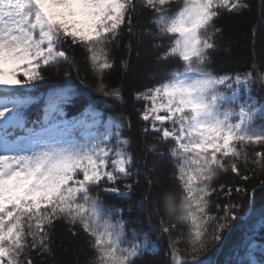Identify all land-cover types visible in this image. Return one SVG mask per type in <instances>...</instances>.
<instances>
[{
  "label": "snow or ice",
  "instance_id": "snow-or-ice-1",
  "mask_svg": "<svg viewBox=\"0 0 264 264\" xmlns=\"http://www.w3.org/2000/svg\"><path fill=\"white\" fill-rule=\"evenodd\" d=\"M175 2L144 0V6L156 13L153 19L159 35L176 37L161 59L177 56L182 64L169 79L138 98L144 96L151 103L142 119L151 120L152 130L165 141H174L170 154L179 161L176 178L182 194L164 192L163 207L177 221L194 226L189 234L192 258H181L173 247L172 264H208L207 257L198 260L195 253L206 247L207 225L217 220L209 214V198L217 191L212 182L220 172L231 170L239 175L242 152L237 143L264 144V127L255 126L257 114H264V104L257 107L258 101L249 98L239 104L238 111L228 107L238 102L239 88L249 85L252 73L217 74L207 67L210 53L217 48L215 39L222 35L215 26L221 11L238 12L247 5L240 0H182L179 10H173ZM135 10V0H0V264H32L27 250H49L46 228L57 219L79 224L92 237L96 252L92 264H135L143 252L158 248L148 233L138 229H132L128 240L126 226L133 221L113 222L112 210L105 207L99 193L92 194L93 188H99L130 199L134 185L139 184L136 180L123 188L116 186L122 179L140 176L139 169L130 171L134 156L126 150L130 141L122 136L121 122L114 118L104 123L93 110L64 118L61 105L70 94L82 91L67 70L68 87L49 95L43 120L32 121L28 127L24 115L31 101L26 89L43 78L42 65L71 60L60 50L69 41L88 52L91 68L100 77L97 91L122 101L120 89L106 90L103 73L113 67L108 45L118 40L121 26L127 25L132 32ZM259 79L264 81V73ZM166 123L171 126L164 127ZM255 155L254 163L264 164V152ZM243 162H248L246 155ZM193 165L195 172H190ZM144 180L149 191L138 206L144 208L147 201L151 226L152 216L159 211L152 203L153 180L147 171ZM219 191L230 196L233 188L225 191L222 184ZM235 191L246 189L236 187ZM236 207L224 206L214 240L228 227L229 217L237 218ZM116 211L122 215L124 209ZM160 224L161 233H167L162 220Z\"/></svg>",
  "mask_w": 264,
  "mask_h": 264
},
{
  "label": "trees",
  "instance_id": "trees-1",
  "mask_svg": "<svg viewBox=\"0 0 264 264\" xmlns=\"http://www.w3.org/2000/svg\"><path fill=\"white\" fill-rule=\"evenodd\" d=\"M240 2L247 7L238 12L222 10L220 17L215 21V26L222 30V35L215 39L217 48L210 53L211 61L207 67L217 74L252 73L248 85L251 93L263 96L264 99V81L259 79L260 74L264 73V0ZM135 3L132 32H128L127 25L121 26L118 40L108 45L113 67L103 73L106 90L120 89L122 101L105 97L97 91L100 77L94 74L91 68L88 52L84 47L71 44L69 41L65 42L63 49L60 50L66 51L71 60L67 63L42 65L39 71L43 78L34 81V87L26 89L31 101L25 107L24 115L28 127L33 126L32 121L43 120L49 95L68 87V78L64 75L67 70L82 91L70 94L68 102L61 105L64 118L72 119L90 107L99 110L105 117L113 116L121 121L124 125L122 133L130 141L129 152L134 156L130 171L135 173L139 169L140 176L122 179L116 186L123 188L124 184L136 180H139V184L134 185L130 199L122 198L115 193L105 194L99 188H93L92 194L99 193L105 207L112 210L113 222L119 219L133 221L126 226L128 240L132 239V229H138L148 233L149 239L158 244L157 249L143 252L135 264H172L173 247L181 258H192L193 249L189 242V234L194 226L190 221H177L167 214L163 207L164 192H174L178 197L182 194L180 181L176 178L179 161L170 154L174 142L165 141L158 136L157 132L150 130L142 119L145 101L142 96L138 98V94H144L146 90L169 79L170 73L180 67L182 62L177 56L161 59L176 37L159 35L157 23L153 19L156 13L144 6V0H135ZM181 6L182 0H176L171 9L179 10ZM36 112L39 113V117L36 116ZM255 126L264 127V114H257ZM237 149L242 152L237 165L239 175L231 170L220 172L212 182V187L217 191L209 198V214L217 217V220L207 225L206 247L195 253L198 260L207 257L208 264H245L247 260L245 254L250 251L249 245L255 240L258 244L251 252L259 258L261 264H264V186H262L264 164L254 163L258 159L255 154L264 152V144L245 141L237 143ZM245 155L247 164L243 162ZM156 159L161 161L158 163V170L164 172V176H158L152 171V164H157ZM228 159L225 158V162H228ZM145 171L153 180L152 203L159 211L158 216H152L151 226L149 217L152 209L148 208L147 201L144 208L138 206L149 191L144 180ZM189 171L195 172V165ZM245 175L249 177L247 181L242 179ZM222 184L225 185V191L227 187L233 188L230 196L219 191ZM236 187L244 188L246 191L238 193L235 191ZM226 204L237 205L234 209L237 218L229 217L228 227L219 233V240H214L212 237L215 235L217 223L221 222L218 218L225 215L223 208ZM216 205L220 208L217 209ZM116 209H124L123 214L118 213ZM161 220L163 227L169 229L167 233L162 234L160 231ZM173 224L175 227H172ZM46 231L49 250L42 248L27 250V258L31 259L32 264H92L96 257L92 247L93 239L79 224L70 225L66 220L57 219L53 221L51 228H46ZM143 239L141 235L139 240ZM24 259L22 256L21 261Z\"/></svg>",
  "mask_w": 264,
  "mask_h": 264
},
{
  "label": "rangeland",
  "instance_id": "rangeland-1",
  "mask_svg": "<svg viewBox=\"0 0 264 264\" xmlns=\"http://www.w3.org/2000/svg\"><path fill=\"white\" fill-rule=\"evenodd\" d=\"M235 87V86H234ZM144 94H146V92L144 93ZM237 95H238V102L236 103V104H230V105H228V107H232V108H234L236 111H238V108H239V104L240 103H247V102H249V98H252L253 100H255V101H258V104H257V107H259L260 105H262V104H264V99H263V96L262 97H260L259 95H252V93H251V89H250V87L249 86H240V88H239V91H238V93H237ZM142 98H143V100L145 101L144 102V108H143V111L145 110V107L147 106V107H151V103L146 99V98H144V96H142ZM89 110H91V109H89ZM94 111V110H93ZM96 112V111H95ZM98 113V112H97ZM161 114H163V113H161ZM36 116H38L39 117V113L38 112H36ZM80 116V115H79ZM78 116V117H79ZM101 117V116H100ZM25 119H27L26 118V116H25ZM101 120L104 122V123H108L110 120H112V119H104V118H102L101 117ZM27 121V120H26ZM145 121V120H144ZM146 123H147V125L149 126V128H150V130H152V128H151V124H152V121L151 120H148V121H145ZM233 122H235V120L233 121ZM27 124H28V121H27ZM158 127H161L159 124L157 125ZM171 125L170 124H168V123H166L165 125H164V127H170ZM156 132V131H155ZM16 134L17 135H20V134H22L21 132H20V130H16ZM157 135L158 136H160L161 138H162V134L160 133V132H157ZM122 136L123 137H125V138H127L126 136H124L123 135V133H122ZM171 142H174L173 140H171V139H169ZM113 144H115V141H113ZM128 152H129V147L126 149ZM156 161H157V164L155 163V164H152L153 165V169H152V171L153 172H155V174H157L158 176H164V172H162V171H160V170H158V163L160 164L161 163V161L158 159H156ZM158 171V172H157ZM169 176V175H168ZM169 178L171 179V176H169ZM252 245L250 246L251 248L254 246V245H256V242H253V243H251ZM245 257H247V260H246V262H245V264H259L258 263V257L257 256H253V254H250V253H247V254H245Z\"/></svg>",
  "mask_w": 264,
  "mask_h": 264
}]
</instances>
